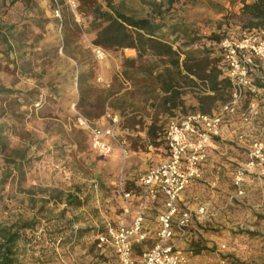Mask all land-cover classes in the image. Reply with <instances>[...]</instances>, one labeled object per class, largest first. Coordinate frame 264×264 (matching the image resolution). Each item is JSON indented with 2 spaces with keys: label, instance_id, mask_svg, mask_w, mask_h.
Wrapping results in <instances>:
<instances>
[{
  "label": "rangeland",
  "instance_id": "obj_1",
  "mask_svg": "<svg viewBox=\"0 0 264 264\" xmlns=\"http://www.w3.org/2000/svg\"><path fill=\"white\" fill-rule=\"evenodd\" d=\"M57 1L59 15L54 0H0V123L11 147H28L20 169L2 164L0 224L35 223V232L28 230L18 246L19 264H119L111 248L100 247L96 240L108 224H117L123 196L116 189H137L141 177L166 156L167 123L200 112L198 101L188 93L184 109L155 118L153 108L121 74L125 59L136 57V50L108 49L94 42L103 25L96 6L107 11L111 2L142 17L152 11V0H79L75 10L66 0ZM243 1L182 0L164 12L163 22L190 34L176 37L164 31L170 41L177 38L176 48L188 49L190 41L194 49L203 45L219 55L215 36L249 32L238 16ZM94 48L102 49L104 57ZM263 71L261 67L257 73ZM107 89L121 90L117 97L125 95L117 103L126 102L123 111L115 113L122 119L126 155L119 145L110 155L95 151L89 131L78 122L81 116L97 125L109 123L107 113L113 111H103L101 101ZM249 99L248 94L242 102ZM222 103L216 101L211 113ZM132 119L137 124L131 126ZM154 119L157 136L152 139L147 132ZM247 160L245 155L244 164ZM228 183V213L205 221L192 247L210 264H264V172L247 174L243 195L237 194L234 178ZM68 193L79 202L68 205ZM152 241L148 239L147 247ZM136 252L142 254L143 248Z\"/></svg>",
  "mask_w": 264,
  "mask_h": 264
},
{
  "label": "built area",
  "instance_id": "obj_2",
  "mask_svg": "<svg viewBox=\"0 0 264 264\" xmlns=\"http://www.w3.org/2000/svg\"><path fill=\"white\" fill-rule=\"evenodd\" d=\"M54 1L58 6L55 12L59 15L58 1ZM66 1L74 10L77 9L79 0ZM217 45L222 56L220 68L224 76L232 82L230 99L223 102L213 113L197 112L172 118L167 123L163 137L165 158L141 177L139 190L122 191L126 214H130V203H139L134 215L126 222L108 224L96 236L98 245L111 248L121 264H137L133 257L134 246L148 239L145 228L146 205L160 197H163L164 210L158 217L157 239L153 247L141 255L140 264L188 263V254L179 249L175 242L187 237L196 215H207L209 207L201 205L194 213L180 205V197L190 185L203 179V164L208 158V145L221 137L227 121L240 114L244 123H251L259 116L255 95L260 87L256 73L264 67V29H254L239 37L225 36ZM94 52L98 57H104L102 49L94 48ZM259 79L264 85V74ZM248 94L251 99L247 107L239 113L240 104ZM107 117L109 123L104 126L94 124L81 116L78 122L89 131L91 146L95 151L110 155L115 145H119L126 155L128 144L122 134L121 118L115 112H108ZM261 137L254 141L248 160L234 175L238 195L244 194L247 174L264 165V131Z\"/></svg>",
  "mask_w": 264,
  "mask_h": 264
},
{
  "label": "trees",
  "instance_id": "obj_3",
  "mask_svg": "<svg viewBox=\"0 0 264 264\" xmlns=\"http://www.w3.org/2000/svg\"><path fill=\"white\" fill-rule=\"evenodd\" d=\"M180 1L182 0H152V11L142 17L130 15L111 2L108 3L107 11L99 6L95 7L103 23L95 44L108 49L136 50V57L125 59L121 74L134 90L142 94V100L153 108L155 118L159 113L172 114L179 108L184 109V97L188 93L196 96L201 113H211L214 103L228 101L232 92V82L220 68L222 56L219 49V55H213L214 51L203 45L202 48H192L193 45L188 44L190 41L187 43L188 49L181 46L176 48L174 43L177 38L174 41L168 39L165 28L171 35L176 34V37L181 32L190 34V31L180 25H167L163 22L164 12ZM238 16L243 20L242 27L249 31L264 29V0H244ZM214 39L219 43L221 38L215 36ZM82 77L80 74L79 85ZM0 92H3L2 87ZM119 94L121 90L107 89L103 92V111L108 108L113 112L123 111L126 102L117 103L124 100L125 95L117 97ZM128 123L131 126L137 124L135 119ZM147 133L152 139L156 138V119L148 127ZM7 136L5 125L0 123V170L2 164L20 169L27 157L28 147H11ZM9 175L8 173L7 177ZM77 202L78 197L74 193L67 194L68 205ZM28 230L35 232L33 221L0 224V264H19L18 246L20 241L25 240Z\"/></svg>",
  "mask_w": 264,
  "mask_h": 264
},
{
  "label": "crops",
  "instance_id": "obj_4",
  "mask_svg": "<svg viewBox=\"0 0 264 264\" xmlns=\"http://www.w3.org/2000/svg\"><path fill=\"white\" fill-rule=\"evenodd\" d=\"M249 2V0H247ZM264 68V67H263ZM260 74V75H259ZM263 73H256V80L260 87L258 93H256L255 98L259 107V116L251 123H244L239 116L230 118L226 125L222 129L221 137H217L208 145V158L203 164V179L196 182L188 187V189L180 197V205L184 208L192 210L194 213L198 210L201 205H207L209 207V212L207 215L199 216L196 215L192 224L188 229V235L185 239H177L176 246L189 254V261L187 264H208V258H205L192 247V242L197 237H199L202 232L199 227L205 221H212L220 215H224L230 205L231 197L229 196V186L228 183L230 179L234 178L236 170L244 164L245 155L249 157V152L251 147L257 139L263 135L264 126V85L261 80L258 79ZM260 80V81H259ZM248 100L242 102L240 110L247 107ZM263 130V131H262ZM242 136V137H240ZM242 159V160H241ZM254 172H264V165L256 168ZM139 190L140 182H138ZM117 191L123 188L116 189ZM129 190V189H127ZM135 190V191H136ZM123 196V193L121 194ZM120 213L116 215V222H126L132 218L135 210L139 206L138 202L130 203V214L125 213L126 203L124 197L119 200ZM164 210L163 197L158 198L154 201H149L145 208V228L148 232V239H153L151 247L156 242L157 231L159 228L158 217L160 213ZM227 218L229 215L226 216ZM153 219L156 221V225L152 226ZM147 239V241H148ZM137 243L134 246L133 257L137 264H140L141 255L150 249L147 247L146 242ZM207 243L208 246H210ZM138 247L143 248L142 254H137L136 249ZM100 248V247H99ZM105 252V248L102 249ZM107 251V250H106ZM116 257L118 263L119 260L115 252L110 250ZM204 253V250H202ZM120 264V263H119ZM210 264V263H209Z\"/></svg>",
  "mask_w": 264,
  "mask_h": 264
}]
</instances>
